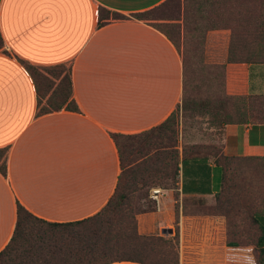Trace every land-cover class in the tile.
I'll use <instances>...</instances> for the list:
<instances>
[{"label":"crops","instance_id":"0c3cea01","mask_svg":"<svg viewBox=\"0 0 264 264\" xmlns=\"http://www.w3.org/2000/svg\"><path fill=\"white\" fill-rule=\"evenodd\" d=\"M165 1L0 0V150H5L0 252L13 235L18 205L53 223L96 214L113 196L120 173L112 135L148 130L181 105L182 46L178 49L152 21L131 17ZM99 9L127 18L108 20L103 13L99 25ZM229 41L228 29L207 31L205 62L225 66L229 96L264 99V64L227 63ZM22 62L37 68L68 65L70 101L77 110L40 114L46 99L38 103ZM223 151L230 157H264V119L226 124ZM220 183L221 169L211 159L190 158L180 165L182 197H212ZM157 214L141 218L153 229L140 227L138 219L140 235L159 236L158 227L170 225L154 219ZM259 224L264 229V211ZM176 225L181 252L183 218Z\"/></svg>","mask_w":264,"mask_h":264},{"label":"rangeland","instance_id":"374dc122","mask_svg":"<svg viewBox=\"0 0 264 264\" xmlns=\"http://www.w3.org/2000/svg\"><path fill=\"white\" fill-rule=\"evenodd\" d=\"M180 1L179 7L174 0L145 16L169 31L179 49L183 48L186 111L178 112L176 132L169 149H177L179 159L197 155L221 164L226 170V187L209 198L182 197L179 191L180 165L177 168L169 160L167 179L131 193L126 210H131L136 221L139 219L140 227L153 229L148 218L143 221L141 218L149 217L155 211L158 214L152 216L159 218L160 223L171 221L170 225L158 227L159 236L142 235L163 239L143 254L147 263L259 264L257 240L260 231L257 223L264 211V161L223 159V133L229 123L243 119L262 121L264 99L229 96L224 89L225 71L222 65L205 62L204 45V26L229 25L239 32L241 20L251 18L258 10V4L254 0H215L217 4L203 17L197 14L195 0ZM169 18L180 19L181 32L184 22V39L166 27L165 24L169 23L164 21L167 20H161ZM195 26L202 29L195 31ZM36 69L53 79L54 75L62 77L69 66ZM54 82L58 83V80ZM154 189L161 190L157 198H153ZM181 218L184 231L180 252V227L176 223H180ZM162 229H170L172 233H162Z\"/></svg>","mask_w":264,"mask_h":264},{"label":"trees","instance_id":"16d2710c","mask_svg":"<svg viewBox=\"0 0 264 264\" xmlns=\"http://www.w3.org/2000/svg\"><path fill=\"white\" fill-rule=\"evenodd\" d=\"M173 1L166 0L158 7L133 14L131 17L149 21L150 19L145 18L146 15L173 3ZM254 1L258 4V10L251 18L241 20L239 32L229 25L210 24L204 26L205 34L207 31L217 29L231 31L227 63L264 64V0ZM177 3L179 7L181 1L177 0ZM195 3L197 14L203 17L204 13L210 12L217 4L215 0H195ZM103 13L108 20L110 18L113 20L127 18L119 13H109L99 9V25ZM161 20L171 21L172 23L165 24L166 27L180 37L179 18ZM152 25L179 49L169 31L162 28L161 25L155 23ZM200 29H202L201 26L194 27L195 31ZM2 48L3 39L0 34V50ZM22 64L34 82L38 103L40 104L41 100L46 99L47 106L41 107L40 114L59 111L63 108L70 111L77 110V107L70 101L72 83L69 69L62 77L54 75L53 79H49L36 67L24 62ZM222 68L224 69L225 66L222 65ZM185 77L184 63L181 105L162 123L136 134L115 133L112 135L117 149L120 173L110 200L96 214L83 220L67 223L41 220L18 205L14 232L9 243L0 252V264H112L117 262L150 264L142 258L143 254L148 249L152 250L156 242H163V239L146 237L138 233L134 214L131 210H126L130 194L140 191L148 185L161 184L162 181H165L168 175L166 165L169 160L174 162L178 168L185 159L206 158L192 155L179 159L178 150L169 149L171 139L176 132L178 112L186 111ZM54 79L58 80V83H55ZM4 154L5 150L1 149L0 161ZM223 159L227 161H264V157H230L226 155ZM215 164L221 169V190L226 184V170L221 164ZM0 172L5 173L4 163L0 165ZM257 226L260 231L257 240L259 264H264V249L261 247L264 240V229L259 223Z\"/></svg>","mask_w":264,"mask_h":264},{"label":"built area","instance_id":"2783aa9c","mask_svg":"<svg viewBox=\"0 0 264 264\" xmlns=\"http://www.w3.org/2000/svg\"><path fill=\"white\" fill-rule=\"evenodd\" d=\"M161 193V190L159 189H154L152 190V195H153V198H157Z\"/></svg>","mask_w":264,"mask_h":264},{"label":"water","instance_id":"95a60500","mask_svg":"<svg viewBox=\"0 0 264 264\" xmlns=\"http://www.w3.org/2000/svg\"><path fill=\"white\" fill-rule=\"evenodd\" d=\"M166 230H163V233H165ZM169 232H171V230H168Z\"/></svg>","mask_w":264,"mask_h":264}]
</instances>
